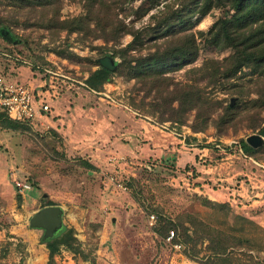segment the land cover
<instances>
[{
  "label": "rangeland",
  "instance_id": "374dc122",
  "mask_svg": "<svg viewBox=\"0 0 264 264\" xmlns=\"http://www.w3.org/2000/svg\"><path fill=\"white\" fill-rule=\"evenodd\" d=\"M158 1L138 17L135 10L148 9L149 0H0V27H7L0 30V73L30 85L51 107L29 122L0 113V264H202L186 249L195 244L198 258L213 254L218 241L205 234L207 226L212 235H233L226 249L232 259L264 264V137L258 132L264 109L250 105L264 91V79L251 67L230 79L218 74L232 51L215 47L208 34L231 9L214 8L192 27L199 49L194 62L160 69L171 83L205 76L200 86L212 118L236 103L230 126L210 122L194 131L200 122L194 108L181 120L162 121L155 90L147 92L149 78L137 83L115 69L101 70L105 56L123 61L133 36L102 30L99 11L113 24L144 27L147 39L167 17L158 12L162 5L180 9L192 2ZM83 17L87 27L70 30ZM163 38L128 54L162 52L169 46ZM207 75L221 82L204 86ZM251 135L262 139L249 155L239 142ZM15 180L30 188L21 192ZM49 201L62 209V225L43 240L29 219ZM168 229L180 251L166 241ZM53 239L59 244L49 255L46 242Z\"/></svg>",
  "mask_w": 264,
  "mask_h": 264
},
{
  "label": "trees",
  "instance_id": "16d2710c",
  "mask_svg": "<svg viewBox=\"0 0 264 264\" xmlns=\"http://www.w3.org/2000/svg\"><path fill=\"white\" fill-rule=\"evenodd\" d=\"M38 2L41 3V1ZM149 4L148 9L138 7L135 10L136 16L139 17L140 14H143L152 7L159 6L161 3L158 0H149ZM162 6L164 8L158 12L167 17L157 22L154 26V31L157 35L152 38L148 37L149 39H145V36H143L146 30L144 27L142 29H136L133 28V25H127L122 21L118 24H113L108 16L104 15L106 13L100 16L101 11L96 15L97 19H99L97 26L102 30L112 32L113 34H118L120 30L125 33H130L133 36L131 43L123 49V61L115 65L116 68L114 71H120L123 76L134 79L137 83L146 82L147 78H149L151 84L147 88V92L150 93L155 90L156 95H153V106L161 110L162 121L181 120L185 116L186 111L194 108L198 110L194 116L195 120L199 119L200 121L197 126H192L194 131L203 130L210 122L215 124L219 129L230 126L234 122V115L238 111L237 105L235 102H230L222 108L221 113H218L215 119L212 118L211 113L213 111L205 109L210 107L211 102L205 97L204 88L200 86L203 84L202 81L205 76L200 74L201 77L190 83H171L169 77L163 75L165 72L160 69L170 65L178 69L194 62L198 56L199 49L192 27L212 9L227 6L232 11L231 15L215 21L208 31V34L211 35L212 44L215 47L222 50L230 49L232 51L220 62L222 71H218V74H224L226 78L230 79L242 67H251L259 79H264V0H192L191 3L180 9H172L171 3H165ZM88 21L89 19L86 17L80 18L77 21L75 20L70 30H81V28L87 27ZM81 25L82 27H80ZM1 28L7 27L1 26L0 30ZM156 37H164V41L169 43L166 50L162 52L155 51L154 53L140 57H133L128 54L130 49L141 50L144 48L146 42L148 43ZM133 61L135 63L132 65ZM101 70L108 72V69L103 66ZM196 70L199 72L202 71V69ZM217 70H219V67L215 68V73ZM220 82L219 79L213 80L211 75L210 77L207 75V81L204 86L207 83L214 84ZM170 84L174 85L171 91L168 88ZM160 87L162 89H157L156 91L155 88ZM163 89L166 90V93L163 92ZM258 94V97L252 100L250 105L263 110L264 91H259ZM174 101L177 102V107L172 106ZM166 114L167 117L165 116ZM262 123H264L263 120ZM258 132L264 137V125L260 126ZM239 143L242 152L249 155L256 152L253 149L254 146L248 144L246 141L240 140ZM51 204L53 202L49 201L44 203L43 206ZM220 204L222 206L224 205L222 203ZM201 226L205 227V224ZM205 228V234H209L210 238L218 241L216 245L217 249H215L212 255L204 254L198 258L200 249L196 248L195 244H192L186 249L187 256L197 259L202 264H240L238 259L234 260L226 253L227 247L235 239L233 235H229V238L224 239L223 236L218 237V235H212L210 227L207 226ZM168 230H166V234ZM217 232L221 231L217 230ZM223 233L227 234L225 231L220 234ZM186 236L185 242L191 241V238L188 235ZM237 240L238 242H242L239 238ZM58 244V239L46 242L49 255L53 254ZM224 254L226 255L224 256Z\"/></svg>",
  "mask_w": 264,
  "mask_h": 264
},
{
  "label": "built area",
  "instance_id": "2783aa9c",
  "mask_svg": "<svg viewBox=\"0 0 264 264\" xmlns=\"http://www.w3.org/2000/svg\"><path fill=\"white\" fill-rule=\"evenodd\" d=\"M50 104L46 99L35 94L33 88L21 81L12 80L0 74V113L8 119L17 122H29L39 117H44L50 111ZM16 187L22 192L30 188L26 181L15 180ZM151 222L154 215H150ZM175 231L169 229L166 234V241L176 251H180L182 245L174 240Z\"/></svg>",
  "mask_w": 264,
  "mask_h": 264
},
{
  "label": "water",
  "instance_id": "95a60500",
  "mask_svg": "<svg viewBox=\"0 0 264 264\" xmlns=\"http://www.w3.org/2000/svg\"><path fill=\"white\" fill-rule=\"evenodd\" d=\"M100 64L108 70L115 69V61L109 56L100 59ZM260 135H251L246 142L252 146H257L261 142ZM32 228L43 230V240L52 238L62 225V209L57 205H45L35 211L29 219Z\"/></svg>",
  "mask_w": 264,
  "mask_h": 264
},
{
  "label": "crops",
  "instance_id": "0c3cea01",
  "mask_svg": "<svg viewBox=\"0 0 264 264\" xmlns=\"http://www.w3.org/2000/svg\"><path fill=\"white\" fill-rule=\"evenodd\" d=\"M199 151H202V149H199ZM206 151V150H205ZM43 236V235H42Z\"/></svg>",
  "mask_w": 264,
  "mask_h": 264
}]
</instances>
